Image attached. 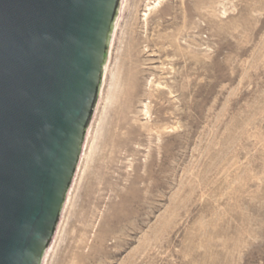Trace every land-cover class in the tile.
<instances>
[{
    "label": "rangeland",
    "instance_id": "rangeland-1",
    "mask_svg": "<svg viewBox=\"0 0 264 264\" xmlns=\"http://www.w3.org/2000/svg\"><path fill=\"white\" fill-rule=\"evenodd\" d=\"M145 2L120 40L137 16L154 55L142 77L175 92L178 115L115 146L128 125L115 130L108 78L49 264H264V0H165L143 34Z\"/></svg>",
    "mask_w": 264,
    "mask_h": 264
},
{
    "label": "water",
    "instance_id": "water-1",
    "mask_svg": "<svg viewBox=\"0 0 264 264\" xmlns=\"http://www.w3.org/2000/svg\"><path fill=\"white\" fill-rule=\"evenodd\" d=\"M132 0H0V264H49Z\"/></svg>",
    "mask_w": 264,
    "mask_h": 264
},
{
    "label": "bare ground",
    "instance_id": "bare-ground-1",
    "mask_svg": "<svg viewBox=\"0 0 264 264\" xmlns=\"http://www.w3.org/2000/svg\"><path fill=\"white\" fill-rule=\"evenodd\" d=\"M145 1H148V2L147 3L145 2L144 15H141V18H143V25H142L143 28L142 29L145 30V32H142L143 34L148 33L149 20H150L152 14L162 5L163 1H165V0H145ZM133 4H135V3H133ZM135 6H136V4H135ZM135 6H134V8H135ZM135 13L133 12L132 14H135ZM136 15H138V14H136ZM131 16H134V15H131ZM135 17L136 18L132 17L134 23H131L133 25H132L131 29L129 28L130 29L129 33L128 34L126 33L128 30H126V32L123 33V34L126 33L128 35L127 36L125 34V36H127V39H125L126 42L124 41L126 43L125 46H123V44H122V42H123L122 39H124V38L121 37L122 39L120 40L119 43L122 44L121 45L123 47V48H121L122 52L120 50L119 51L117 50V52H119V55L116 56L117 59H114V61L116 60L115 67L112 68L113 71L111 72V75L109 74L110 76H108V78H110V80L107 79L110 81V82L108 81L110 83L109 84V90H107L108 93H106L107 96H105L107 106H110V105H113L115 107L117 106L116 118L114 117V120H113L115 122V130H117V128L121 130L123 127L128 125V127H126L127 130L123 135L124 137H121L120 139H118V137L120 135H118L117 132L113 133L112 142L114 143L115 146L119 145V144H127L128 145L129 143L136 140L138 138V135L139 136L148 135L150 137L151 136L154 137L155 135L158 136L161 133L166 132L168 130L169 126L166 127L165 123H163V122H167V120H168L167 115L168 114L174 115V118H176V116L178 115L175 111V106L173 105V102H172V99H174L176 97L174 95L175 92L172 91V89L168 85H166L164 82H162V80H159V81L155 80L157 77L155 78L153 73H151V75L149 77H147L145 81L142 77L145 70L147 69V67H146L147 64L145 63L146 62L145 60L144 61L141 60V56L147 55V57H152L154 55L151 54V50L147 44L143 47V51H142L143 54H141V52L138 48V45L140 43H138V41H136V39H135L136 37L135 38L133 37L134 32H135L134 25H136V23L138 21L137 20L138 17L137 16H135ZM117 49H118V47H117ZM120 52H121V54H120ZM106 89H108V88L106 87ZM107 91H104V92H107ZM168 102H169V106H166L165 104ZM100 105H102V104H100ZM138 105H140V107H138ZM157 105H159L158 108H157ZM136 108H140V109L137 110ZM153 108L156 109L154 113H152ZM104 109H106V108L104 107ZM171 110H173L172 113H170ZM139 115L144 116L145 118L140 120V119H138ZM154 115H156V116L154 117ZM132 119H134V120H132ZM142 120H145L146 123H143L140 125L139 122ZM99 122H100V119H99ZM130 122H133V123H130ZM93 127L94 126H92V128ZM97 128H98V126H97ZM101 131H102V129H98L96 135L92 134L91 138L94 136L95 137L92 138V140L89 139V140H91V141H89V143L91 142V144L88 147V150L90 152H88L89 154L88 153L86 154V152L88 151L86 149L87 148V146H86L85 149L87 151L86 152L84 151L81 164L84 160L88 162V158L91 156V154H93V152L96 148L94 146V144L97 142L96 140H97V138H99L98 136H101L100 135ZM93 132H94V130H93ZM135 144H137V143L135 142ZM84 158H87V159H84ZM84 162L82 164L83 169H84V167H87V165L86 166L84 165L86 162L85 163ZM81 164H80V166H81ZM81 170H82L81 167H79L78 173ZM78 173H77V175H78ZM83 173H84V171H83ZM81 175H82V173H81ZM74 188H76V187L74 186ZM73 191H75V190H73ZM71 196H70V198H71ZM70 198L68 201L67 209H68L69 203H72V202H70L71 201ZM70 205L72 207V204H70ZM65 213H66V211H65ZM62 221H64V220H62ZM64 224H65V222H64ZM63 227H65V226H63ZM60 230H59V234H60ZM57 237H60V236H57ZM62 239H63V236H62Z\"/></svg>",
    "mask_w": 264,
    "mask_h": 264
}]
</instances>
